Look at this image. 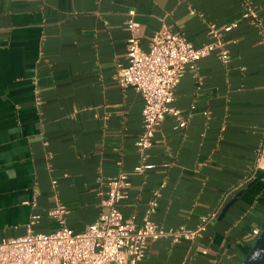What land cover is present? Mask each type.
Instances as JSON below:
<instances>
[{
    "label": "crops",
    "instance_id": "crops-1",
    "mask_svg": "<svg viewBox=\"0 0 264 264\" xmlns=\"http://www.w3.org/2000/svg\"><path fill=\"white\" fill-rule=\"evenodd\" d=\"M246 3L264 21V0H0L2 236L86 230L107 210V181L140 163L144 98L116 78L133 35L144 50L163 30L201 47ZM224 38L230 61L215 50L187 69L174 102L187 126L166 117L147 151L155 167L131 173L119 203L138 225L153 202L163 228L209 220L194 239L150 242L138 264H241L264 228V179L221 216L264 170V37L245 20Z\"/></svg>",
    "mask_w": 264,
    "mask_h": 264
},
{
    "label": "built area",
    "instance_id": "built-area-1",
    "mask_svg": "<svg viewBox=\"0 0 264 264\" xmlns=\"http://www.w3.org/2000/svg\"><path fill=\"white\" fill-rule=\"evenodd\" d=\"M245 20L256 26L264 37V21L250 3L245 4L239 19L223 26L210 24L207 32L213 41L201 47L181 34L163 30L154 35L150 48L144 50L140 37L133 35L129 39L128 62L117 65L116 78L120 87H134L144 98L143 129L136 141L140 163L131 172L122 171L107 181L103 192L107 210L84 231L62 225L49 233L29 231L22 237L5 238L0 228V264H138L150 242L163 239L178 242L197 237L205 229L209 217H203L197 229L163 228L151 218L157 206L153 202L138 225L135 216L123 214L119 203L127 196L130 174L144 173L155 167L147 161V151L166 117L172 116L177 128L187 126V117L174 105L177 86L187 69L195 68L200 59L215 50L219 51L220 59L228 63L230 54L224 35ZM136 26V22H128L131 29ZM263 163L264 156L260 155L257 166L262 168ZM63 212L62 208L54 211L62 223ZM253 233L257 237L261 235L259 229H254Z\"/></svg>",
    "mask_w": 264,
    "mask_h": 264
},
{
    "label": "water",
    "instance_id": "water-1",
    "mask_svg": "<svg viewBox=\"0 0 264 264\" xmlns=\"http://www.w3.org/2000/svg\"><path fill=\"white\" fill-rule=\"evenodd\" d=\"M262 179H264V170L235 195V197L225 206L221 216L227 212L232 204H234L238 199L242 198V196L252 185L256 184ZM241 264H264V228L261 232V235L256 239L254 246L246 255Z\"/></svg>",
    "mask_w": 264,
    "mask_h": 264
}]
</instances>
